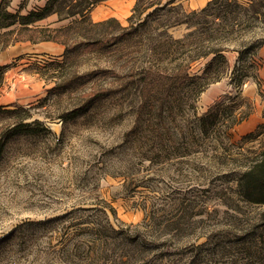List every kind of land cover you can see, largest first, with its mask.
I'll use <instances>...</instances> for the list:
<instances>
[{
	"label": "rangeland",
	"instance_id": "374dc122",
	"mask_svg": "<svg viewBox=\"0 0 264 264\" xmlns=\"http://www.w3.org/2000/svg\"><path fill=\"white\" fill-rule=\"evenodd\" d=\"M5 1L22 14L46 2ZM209 1L177 2L191 12ZM253 1L256 16L212 31L215 46H227L221 78L200 91L203 80L166 73L152 117L139 110L141 67L150 59L162 72L193 54L189 45L164 57L167 47L150 56L132 42L129 63L116 44L66 54L53 41H17L0 50V264H264V204L238 186L264 142V133L245 138L264 122V0H239ZM135 3L103 0L90 15L113 13L128 26ZM156 18L150 37L191 30ZM206 62L192 61L190 74ZM216 104L219 125L203 134L198 118Z\"/></svg>",
	"mask_w": 264,
	"mask_h": 264
},
{
	"label": "trees",
	"instance_id": "16d2710c",
	"mask_svg": "<svg viewBox=\"0 0 264 264\" xmlns=\"http://www.w3.org/2000/svg\"><path fill=\"white\" fill-rule=\"evenodd\" d=\"M101 1L103 0H46L43 6L22 14L21 11L12 12L8 10V4L5 0H2L0 2V30L3 31L0 32V50L17 41L34 43L53 41L64 45L66 54L74 51L102 50L107 46L116 44V57L121 62L129 63L133 57L134 50L127 49V47H132V42L139 45L141 53L145 51L150 56L158 55L157 51L159 48L167 47L168 50L164 57L173 54V47L174 51H177V49L189 45L192 49L191 53H193L190 54V58H183L172 67L165 66L161 70L162 72H157L159 64L155 65L150 59L141 67L139 71L141 75L138 76V84L142 85L139 110L140 113L152 117L157 111L154 110L155 105L153 104L154 98L158 93L157 85L163 78L167 77L166 73L170 72L169 74L171 75L173 73L183 74L184 77L194 81L203 80L205 83L200 91L208 87L212 82L218 81L221 78V73L228 68L229 62L224 52L227 46H215V36H211L213 34L212 31L216 29V25L221 23V21L228 22L243 19L246 22L250 12L251 16H256L254 1L249 5H245L239 0H210L201 10L187 12L183 5L177 2L178 0H168L165 3L161 0H136L132 14L128 17L130 23L128 26H124L115 17L100 21L92 20L91 10ZM160 4L161 6H157ZM149 8L153 10L142 17L143 13ZM164 9L169 14H162L157 19L155 17L158 14L157 12ZM240 10H244L246 13L241 14ZM54 14L58 16V21L71 20L66 25L61 26L37 24ZM153 18H156L157 21L161 20L163 24L158 22V25L163 26V28L186 23L191 30L182 37H174L167 29H163L158 34V37H150L146 32V28L154 21ZM191 18H196L197 22L193 24L194 22ZM207 22H210L211 25L207 26ZM230 24L231 22L226 23V25ZM135 43L133 45H136ZM151 43L155 45L148 47L146 50ZM202 48L205 49L201 50ZM240 53L239 58H242L243 51L241 50ZM198 58H207V62L201 73L191 75V62ZM3 68V66H0L1 72ZM132 75L135 74L133 73ZM106 94L96 95L93 99H101ZM219 109V105L216 104L198 118V126L201 133L209 134L210 131L217 128L221 119ZM1 111H4L2 106H0ZM263 133L264 122L259 124L256 130L248 133L245 138L256 140ZM4 147L5 142L0 141V155ZM251 152L253 156L250 159L248 158V162H246L239 174V191L247 201L264 204V142L258 148L251 150Z\"/></svg>",
	"mask_w": 264,
	"mask_h": 264
},
{
	"label": "crops",
	"instance_id": "0c3cea01",
	"mask_svg": "<svg viewBox=\"0 0 264 264\" xmlns=\"http://www.w3.org/2000/svg\"><path fill=\"white\" fill-rule=\"evenodd\" d=\"M112 16H114V17H118L119 19H121V16H118V15H115V14H113V13H108V14H105L103 17H101V18H94V19H96L95 21H100V20H104V19H106L107 17L109 18V17H112ZM92 17H94V13H93V16Z\"/></svg>",
	"mask_w": 264,
	"mask_h": 264
}]
</instances>
